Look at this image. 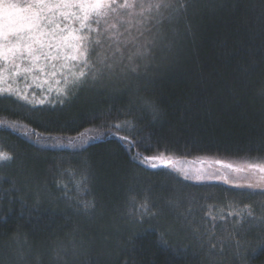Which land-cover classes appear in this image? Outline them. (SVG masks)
Segmentation results:
<instances>
[{"label": "trees", "instance_id": "trees-1", "mask_svg": "<svg viewBox=\"0 0 264 264\" xmlns=\"http://www.w3.org/2000/svg\"><path fill=\"white\" fill-rule=\"evenodd\" d=\"M169 2L135 72L5 73L28 99L0 97V264H264V0Z\"/></svg>", "mask_w": 264, "mask_h": 264}, {"label": "snow or ice", "instance_id": "snow-or-ice-1", "mask_svg": "<svg viewBox=\"0 0 264 264\" xmlns=\"http://www.w3.org/2000/svg\"><path fill=\"white\" fill-rule=\"evenodd\" d=\"M172 7L169 0H124L122 4H117V0H30L23 6L19 0H0V62H3L0 63V82L7 78L5 73L13 83L21 75L25 80L32 76L34 81L39 74L56 76L58 71L69 67L65 63L58 68L54 63L69 59L61 56L68 48L72 49L70 59L79 61L69 68L68 74L61 72L65 87L71 85V90L87 82L85 69L90 71L93 80L118 65L135 72L139 66L137 61L146 60L151 54L150 46L155 43L153 29L162 23L164 12ZM95 48L103 49L104 54L94 51ZM46 68L49 73H45ZM58 93L67 95L64 87L58 89ZM3 96L28 99L11 85L0 87V97ZM12 159L8 153L0 152V163ZM145 161L150 162V168L168 169L189 179V174L171 154L157 151L155 155L141 157V162ZM224 167L236 172L242 170L241 166L233 168L232 164ZM246 167L253 169L256 165ZM259 171L264 173V167ZM248 179L252 181L248 185L250 189L264 191V177ZM225 180L227 182V178ZM84 207L94 205L85 203ZM141 207L146 208V204Z\"/></svg>", "mask_w": 264, "mask_h": 264}, {"label": "rangeland", "instance_id": "rangeland-1", "mask_svg": "<svg viewBox=\"0 0 264 264\" xmlns=\"http://www.w3.org/2000/svg\"><path fill=\"white\" fill-rule=\"evenodd\" d=\"M72 55V50L71 51H68V50H63V52L61 53V56H68L69 59L67 60H64V59H61V60H58V61H54V63L57 64V67L59 68V66L61 64H67L69 67L68 68H64V69H61L60 71H66L68 70L69 71V68H72L73 67V60L70 59ZM6 82V79L3 80V82H0V84H5ZM70 88L72 89V86H70ZM70 89V91H72ZM65 145V144H64ZM207 167V166H206ZM206 167H201V166H195V167H188V166H183V168L191 173L192 176H200L202 178V175H206ZM259 168L258 166H256L255 168L253 169H248L250 171H247L245 173L248 174L249 177L251 176H255L257 178V180H259L261 177H264V173L260 172L259 171ZM232 171L233 174H230V176H233L235 178V171L233 169H229ZM243 172L242 171H239L237 172V174L241 175ZM220 176H226L227 174H224L223 172L221 174H219ZM228 178V176H226ZM243 182V183H242ZM242 182L239 183L240 186H246L248 182L247 178H243L242 179ZM235 185L237 186V183L235 182ZM133 207V206H132Z\"/></svg>", "mask_w": 264, "mask_h": 264}]
</instances>
